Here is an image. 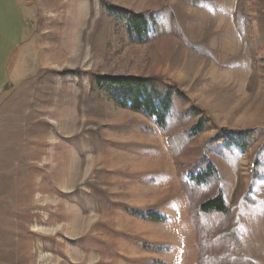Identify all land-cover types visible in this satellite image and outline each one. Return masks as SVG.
<instances>
[{"label":"rangeland","instance_id":"rangeland-1","mask_svg":"<svg viewBox=\"0 0 264 264\" xmlns=\"http://www.w3.org/2000/svg\"><path fill=\"white\" fill-rule=\"evenodd\" d=\"M18 2L20 49L0 89V264H196L181 180L203 159L215 177L194 208L221 190L231 214L199 215L210 264L225 225L239 240L227 264H264V0ZM110 78L177 89L165 130L121 107ZM249 130L245 151L209 144Z\"/></svg>","mask_w":264,"mask_h":264},{"label":"trees","instance_id":"trees-1","mask_svg":"<svg viewBox=\"0 0 264 264\" xmlns=\"http://www.w3.org/2000/svg\"><path fill=\"white\" fill-rule=\"evenodd\" d=\"M110 8V7H109ZM131 31L135 34L138 40H142L147 35V23L143 17L139 15H132L130 18ZM129 25V26H130ZM239 30V29H238ZM100 82V81H99ZM106 82L108 89L118 87L121 89L124 99L119 102V105L123 108H128L133 112H141L146 117L154 118L156 125L161 129L166 128V117L169 113L172 104L173 93L179 95L182 94L171 85H164V93H158L154 90V79H136V78H110ZM206 129V124L203 121H199L196 126L190 129L189 135L196 136ZM255 138V133L249 131H238L237 133L220 132L211 141L210 145L216 146H231L235 145L238 149L245 151L249 147V142ZM259 158V156H258ZM257 166V165H256ZM215 177V168L204 161L201 162V166H193L190 171L184 173V179L181 180V187L189 203L188 205V218L190 220L192 229L195 233L196 243V264H210V258L206 253V248L202 244L203 227L199 221L200 214H221L228 219H231V214L228 207L225 204L224 197L221 190H219L216 196L212 199L201 202L194 208L192 202L198 191V187L204 185ZM134 215H138L135 213ZM141 218L153 222H163L164 217L158 214H146L140 215ZM217 243V251L220 254L217 257L219 264H227V261H231L226 256V248L230 243L238 246L239 240L237 231L235 229H226V225L218 230V234L215 239ZM233 264H251L248 259L237 257L232 260Z\"/></svg>","mask_w":264,"mask_h":264},{"label":"crops","instance_id":"crops-1","mask_svg":"<svg viewBox=\"0 0 264 264\" xmlns=\"http://www.w3.org/2000/svg\"><path fill=\"white\" fill-rule=\"evenodd\" d=\"M4 8L1 12V28L6 33V38H2V45H0V89L6 85L8 79L13 76L16 63V55L20 49L19 43L9 41L17 34V12L21 13V7L18 0H3ZM19 31H20V20ZM9 24V33L7 25ZM8 65L10 68H8Z\"/></svg>","mask_w":264,"mask_h":264}]
</instances>
